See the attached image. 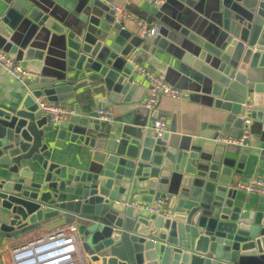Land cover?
I'll list each match as a JSON object with an SVG mask.
<instances>
[{
  "label": "water",
  "instance_id": "water-1",
  "mask_svg": "<svg viewBox=\"0 0 264 264\" xmlns=\"http://www.w3.org/2000/svg\"><path fill=\"white\" fill-rule=\"evenodd\" d=\"M167 1L181 9L156 23L157 43L179 63L168 81L208 107L199 135L145 128L146 89L127 61L145 38L114 22L111 3L88 0L72 26L32 2L0 14V47L11 54L43 58L49 43L28 45L33 27L62 36L53 72L34 76L18 105L0 99L1 237L75 224L82 264H264V195L238 186L245 171H264V0ZM86 87L112 120L70 102ZM40 98L63 104L61 124L49 123ZM247 107L257 144L201 142L240 137ZM159 198L170 214L122 204Z\"/></svg>",
  "mask_w": 264,
  "mask_h": 264
},
{
  "label": "crops",
  "instance_id": "crops-1",
  "mask_svg": "<svg viewBox=\"0 0 264 264\" xmlns=\"http://www.w3.org/2000/svg\"><path fill=\"white\" fill-rule=\"evenodd\" d=\"M13 1H20L23 4L37 5L40 9L45 12H49L56 18L60 19L65 25H74L79 19H82L85 15L84 12L87 9L88 0H0V14L9 7ZM107 3L112 5H122L124 0H106ZM32 2V3H31ZM129 9L136 15L146 19L150 23H161V18L174 19L177 12L180 11L181 5L177 2L167 1L163 5H157L149 0H133ZM26 26L22 25L20 31L17 33L16 41H20L22 38V32H24ZM35 27L31 36L28 37V45L33 42L42 44L48 41L49 47L44 52L43 58H37L33 56L27 59L25 56H13L17 59L20 57L22 64L38 76L42 71L53 72L57 59V46L62 42V36L54 33L48 28L41 29L42 31L36 32ZM128 28L135 30L132 24H129ZM157 36L151 38H145L143 44H141L136 52L132 53L130 57L138 56L137 58L143 62L147 67L154 71L165 73L166 77L170 81H175L176 74L175 69L179 64L177 59L172 53L160 47L157 43ZM172 46H169L171 49ZM127 58V61L129 60ZM34 76H28L25 81H22L8 73V71L0 64V99L6 105H18L27 93V84ZM139 81L145 86L147 82L142 76H138ZM78 90L79 93L76 98L70 99L71 103H80L85 110H99L100 108H106L112 113V108L106 107L107 100L102 97L101 94L93 92L89 87ZM147 90V89H146ZM199 98L191 92L186 95L183 99H175L169 96H162L157 103L158 116H162L167 121L168 129H178L183 133L199 135L200 131L206 127L203 123L204 115L208 110V107ZM144 100V98H143ZM142 100V102H143ZM140 103V110L138 112L139 118L143 121H152L153 112L151 113L148 109L142 106ZM63 105L62 103H58ZM113 116V114H112ZM114 118V116H113ZM140 119V120H141ZM102 120V119H101ZM226 136V135H225ZM201 142L209 145L210 147L223 148H239L233 145H227L220 140V137L216 139H200ZM68 137L63 140H58V143L67 145ZM250 145L257 144V137L251 136L249 143ZM70 155L77 156L79 152V144L70 145ZM247 146V145H246ZM245 145L241 148L242 151L247 148ZM254 177H264V171L261 170H250L245 171L239 180L241 182L250 181ZM247 193V192H246ZM254 198H260L259 195L253 193H247ZM154 201V200H153ZM45 223H48L47 221ZM75 225V224H74ZM50 231L44 230L42 227H38L27 233L21 234L17 237L8 238L0 236V264H11V256L13 250L23 244L28 243L34 239L46 236ZM12 251V253H11ZM76 264H82L80 260L79 251L76 254Z\"/></svg>",
  "mask_w": 264,
  "mask_h": 264
},
{
  "label": "built area",
  "instance_id": "built-area-1",
  "mask_svg": "<svg viewBox=\"0 0 264 264\" xmlns=\"http://www.w3.org/2000/svg\"><path fill=\"white\" fill-rule=\"evenodd\" d=\"M133 0H124L122 5H112L114 10V22L128 28L132 24L135 32L144 38H151L157 35V25L150 23L146 19L136 15L129 9ZM157 5H161L165 0H149ZM131 29V28H130ZM129 62L133 65V71L138 76H142L146 84V96L142 106L151 113L162 96H169L175 99H183L189 94V90L177 87L168 81L165 73L154 71L147 67L137 57H130ZM0 64L8 73L22 81L28 76H36L28 70L21 61L17 60L13 54L0 47ZM40 106L44 113L49 117V123L53 125L61 124L65 107L55 102H49L45 98L39 99ZM100 119L104 121L112 120V113L106 108L98 110ZM243 119V128L240 137L230 135L220 137V140L227 145L244 146L251 136L250 125L252 118L250 110L247 107ZM145 128H151L158 136L168 130L167 121L164 117L158 116L148 122ZM239 188L247 193L264 195V177H254L250 181L241 182ZM125 206H134L153 214H170L172 209L169 202L159 198L152 202L134 200L131 203L122 202ZM79 251L78 229L74 224L62 226L56 230L50 231L46 236L29 241L26 244L16 247L11 256V264H76V254Z\"/></svg>",
  "mask_w": 264,
  "mask_h": 264
},
{
  "label": "rangeland",
  "instance_id": "rangeland-1",
  "mask_svg": "<svg viewBox=\"0 0 264 264\" xmlns=\"http://www.w3.org/2000/svg\"><path fill=\"white\" fill-rule=\"evenodd\" d=\"M11 253H12V251H11Z\"/></svg>",
  "mask_w": 264,
  "mask_h": 264
}]
</instances>
